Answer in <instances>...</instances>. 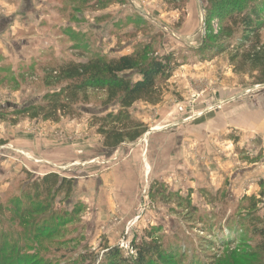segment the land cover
Listing matches in <instances>:
<instances>
[{
	"label": "rangeland",
	"instance_id": "rangeland-1",
	"mask_svg": "<svg viewBox=\"0 0 264 264\" xmlns=\"http://www.w3.org/2000/svg\"><path fill=\"white\" fill-rule=\"evenodd\" d=\"M210 2L0 0V264H105L110 247L135 261L137 247L155 230L173 253L168 264L216 258L228 264L233 248L264 264L255 230L264 225V124H257L264 121L262 69L243 60L245 52L231 59L245 44L241 31L213 39L222 7L210 16ZM233 3L217 5L227 4L226 13ZM144 47L150 59L170 57L177 68L160 85L161 105L130 110L147 132L122 151H104L94 126V116L118 113L117 104L105 106V94L90 92L89 102L55 121L17 113L42 105L56 90L46 85L45 70L84 61L82 50L116 58ZM136 74L128 75L136 81ZM241 118L249 124L246 138L235 126ZM227 119L228 128L205 148L209 133ZM23 122L46 132L37 133L44 150L51 131L59 158L36 157L5 138ZM168 137L171 146L163 147ZM180 139L188 143L184 153ZM31 163L43 165L35 171ZM116 168L127 177L108 174ZM51 174L72 180L73 191L55 186L45 194ZM227 228L237 234L228 236Z\"/></svg>",
	"mask_w": 264,
	"mask_h": 264
},
{
	"label": "trees",
	"instance_id": "trees-1",
	"mask_svg": "<svg viewBox=\"0 0 264 264\" xmlns=\"http://www.w3.org/2000/svg\"><path fill=\"white\" fill-rule=\"evenodd\" d=\"M80 1L88 3L92 0ZM210 1L209 6L206 8L210 16L212 11L217 10L215 7H222L218 11L220 14L218 16L220 17L219 33L214 34L213 39L218 41L228 40L237 35L238 31H241L245 44L240 46L231 59L235 62L236 59L240 58L239 53L245 52L242 55L243 60L245 59L248 63H251L256 69H262L261 76L264 83V0H233L235 9L226 13L223 12L227 4L220 6L217 5L219 0ZM143 22L145 23V21ZM246 48L247 50H245ZM143 49L116 58L96 55L93 52L86 51V49L82 50V57L86 59L85 62L74 59L56 65V69L45 70V80L50 77V82L46 85L56 90L44 96L42 105L31 104L28 108L19 109L17 113L28 115L32 119L42 117L45 120L55 121L61 115L71 112L75 105L88 101L90 92H97L105 94V106L117 104L119 107L118 113H109L106 117L94 116L96 121L94 126L98 128V134L103 138L106 149L118 148L125 141L128 143L136 142L147 132V127L141 121L135 119L130 110L140 102L150 105L160 103V85L166 82L177 68L176 64L171 63L172 58L167 57L164 60L150 59L151 49L148 47ZM128 74H136L141 78L132 81ZM46 177L43 185L45 194L55 186L58 187L59 191H62L65 186H67L68 193L73 191L72 180L66 178L60 180L56 174L46 175ZM35 189L39 188L35 186ZM184 202L191 212L195 213L197 211V208L191 206L188 200L184 201L182 199V203ZM255 230L257 236L261 237L264 242V225L255 228ZM156 232V230L150 232L137 247L139 252L135 261L124 258L118 248L110 247L106 249L109 251L107 253L109 259L106 260V263L168 264L173 253L170 254L169 250L163 246V238ZM226 233L228 236L232 235L233 237L237 234L234 228L233 230L227 228ZM232 251L233 255L230 256L228 264H252L249 259L256 260L257 258L255 254H247L243 257L244 254L237 252L236 248H233ZM237 256H240L239 260H237ZM210 264L226 263L224 259L216 258Z\"/></svg>",
	"mask_w": 264,
	"mask_h": 264
},
{
	"label": "crops",
	"instance_id": "crops-1",
	"mask_svg": "<svg viewBox=\"0 0 264 264\" xmlns=\"http://www.w3.org/2000/svg\"><path fill=\"white\" fill-rule=\"evenodd\" d=\"M0 45H1V43H0ZM12 56V55H11ZM84 61H79V62H85L86 61V59H83ZM76 61H78V60H76ZM2 104V103H1ZM162 104V102H160V103H158V104H152V105H150V104H148V103H145V102H140V103H137V105H135L132 109H131V111L132 110H134V108L136 107L137 108V106L138 105H142L143 106V108H147V111L148 110H150L152 107H157V106H159V105H161ZM1 106H3V104L1 105ZM8 107H10V106H8ZM135 108V109H136ZM150 108V109H149ZM99 116H102V113L101 114H99ZM39 120H35V122H38ZM232 121V119H230V120H226V123L224 124V125H222L221 126V128L220 129H217V131L218 132H216V130H215V132L213 133V132H211V133H209V139H207V138H205V139H207V140H211V144H209L210 143V141H207V143H204V145H205V148H209V149H211L212 148V145L216 142V140H217V133H222L223 131H224V129H226V128H228V124H230V122ZM261 123H263L264 124V121H260V120H258V122H257V124H261ZM236 126V128H241V131H240V133L241 134H243L244 135V133L243 132H246V131H248L250 128H249V124H247V119H245V120H243V118H241L240 119V124H236L235 125ZM240 126V127H239ZM263 128H264V126H263ZM46 130V129H45ZM259 132V131H258ZM32 133H35V134H32ZM37 133H41V134H43V135H45L46 134V132L44 131H41L40 129H38V128H35V129H31V128H29L28 129V127L25 125V122H23V123H21V124H19V125H17V127H14V129H12L11 131H5V138L6 137H8V138H10L11 139V141L13 140V141H15L17 144H19V145H21V146H24V147H26V148H28V149H31L34 153H35V155H36V157H37V155L38 154H42V153H47L48 155H49V157H50V160H51V162H53V159H54V157L56 158H59V147H58V144H56V140H55V137L53 138V136H52V133H51V131H50V133L48 134L49 135V145H50V147L48 148V149H43L42 148V145H40V140H41V136L40 135H37ZM259 133H261V132H259ZM42 135V136H43ZM249 136V132L247 133H245V138L246 137H248ZM141 137H143V136H141ZM140 137V138H141ZM139 138V139H140ZM138 139V140H139ZM137 140V141H138ZM137 141L136 142H134V144L135 143H137ZM193 142V141H192ZM190 143V142H189ZM190 144H193V143H190ZM169 145H170V141H169V137H168V139H164V141H163V147H169ZM180 153H184L183 151H187V149H186V146L188 145V143H187V141L186 140H181L180 139ZM215 145V144H214ZM125 146H128L127 145V142L125 141V142H122V145L120 146V147H118V148H115V149H109V148H104V149H106V150H104V151H109V150H112V151H110V153H109V155L111 156L112 154H114L115 152H119V151H122V149L125 147ZM136 146H138L139 147V145H135L133 148H134V150H136V149H138V147L137 148H135ZM171 146V145H170ZM209 146V147H208ZM85 153V152H84ZM54 156V157H53ZM129 159V158H128ZM128 159L126 160V161H128ZM90 165H92V162L91 163H89ZM43 165V164H42ZM42 165H40V163H31V168L33 169V170H38L39 168H42ZM114 170V171H113ZM116 170V171H115ZM41 172V171H40ZM119 174V175H121L122 177L124 176V178H125V176L127 177V175H125V174H122V169H118V168H116V169H112V171L111 172H109L108 174ZM93 174V173H92ZM91 174V176H94V174L92 175ZM96 177H97V175H95Z\"/></svg>",
	"mask_w": 264,
	"mask_h": 264
},
{
	"label": "built area",
	"instance_id": "built-area-1",
	"mask_svg": "<svg viewBox=\"0 0 264 264\" xmlns=\"http://www.w3.org/2000/svg\"><path fill=\"white\" fill-rule=\"evenodd\" d=\"M134 256H137V251L135 252V254H133Z\"/></svg>",
	"mask_w": 264,
	"mask_h": 264
}]
</instances>
